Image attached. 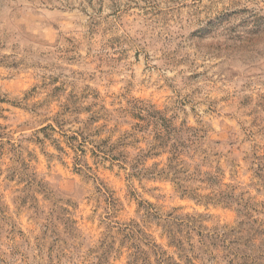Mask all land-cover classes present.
Returning a JSON list of instances; mask_svg holds the SVG:
<instances>
[{
	"label": "rangeland",
	"instance_id": "374dc122",
	"mask_svg": "<svg viewBox=\"0 0 264 264\" xmlns=\"http://www.w3.org/2000/svg\"><path fill=\"white\" fill-rule=\"evenodd\" d=\"M0 264H264V0H0Z\"/></svg>",
	"mask_w": 264,
	"mask_h": 264
},
{
	"label": "trees",
	"instance_id": "16d2710c",
	"mask_svg": "<svg viewBox=\"0 0 264 264\" xmlns=\"http://www.w3.org/2000/svg\"><path fill=\"white\" fill-rule=\"evenodd\" d=\"M167 128H168V125L163 124L162 125V128L159 129V131L157 132L158 133L157 135L160 136L162 139L164 137H166L167 135H169L170 134V131ZM162 130L164 131V133H162Z\"/></svg>",
	"mask_w": 264,
	"mask_h": 264
}]
</instances>
